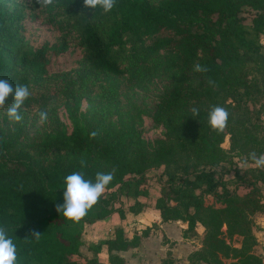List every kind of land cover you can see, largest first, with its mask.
<instances>
[{"label": "trees", "instance_id": "1", "mask_svg": "<svg viewBox=\"0 0 264 264\" xmlns=\"http://www.w3.org/2000/svg\"><path fill=\"white\" fill-rule=\"evenodd\" d=\"M52 6L63 15L68 37L41 31L38 41L9 53L4 48L15 31L0 13V79L27 85L32 93L20 113H48L62 103L70 122L69 129L57 122L40 138L13 139L4 127L6 109L0 111V226L16 245L17 264H125L115 252L137 246L139 236L124 240L120 226L99 243L105 261L82 257L79 245L98 252L99 244L84 240L89 226L135 212V203L125 200L147 195L153 185L160 188L154 207L161 222H185L184 237L201 229L200 247L187 256L190 264H264L253 251L264 169L250 158L264 153V0H117L108 13L85 7L83 0ZM15 19L25 31L28 23L20 15ZM166 46L174 80L149 114L168 141L156 139L150 159L140 149L138 131L103 134L105 109H92L88 117L80 111L86 91L95 100L109 99L102 82L89 79L79 94H64L56 83L75 68L119 78L131 60ZM196 64L209 71H194ZM214 106L229 113L221 134L208 123ZM193 108L199 115L193 117ZM92 131L99 133L95 139ZM73 172L93 183L98 172L114 174L79 223L57 211ZM160 264L178 263L167 256Z\"/></svg>", "mask_w": 264, "mask_h": 264}, {"label": "rangeland", "instance_id": "2", "mask_svg": "<svg viewBox=\"0 0 264 264\" xmlns=\"http://www.w3.org/2000/svg\"><path fill=\"white\" fill-rule=\"evenodd\" d=\"M0 13L12 22V29L15 31L4 48L6 53L13 51L16 47H22L23 42L31 44L38 41V34L41 31L48 32L50 36L59 39L68 37L69 31L64 23V17L56 14L53 6L42 7L35 3V0H0ZM18 15L25 23H28L25 31H22V20L15 19ZM171 52L172 50L166 46L148 53L145 57L133 59L119 78L105 77L102 74L91 75L82 68H75L60 76L56 83L64 86L62 92L64 94L68 92L79 94L87 87L89 79L102 82L105 87L103 90L106 91L109 99L95 100L89 97L86 91V94H82L79 98L80 111L88 117L92 109L104 108L106 118L103 134L126 128L138 131L139 139L142 141L139 143L140 149L145 157L150 159L154 141L156 139L168 141V138L164 136L163 126L155 125L149 113L163 87L170 85L174 80ZM87 89L90 90V88ZM21 115L23 119L19 123L9 120L4 125L10 138L24 140L40 138L57 122L67 129L70 128L66 108L62 103H58L47 113V121L43 124L39 123L37 112Z\"/></svg>", "mask_w": 264, "mask_h": 264}, {"label": "crops", "instance_id": "3", "mask_svg": "<svg viewBox=\"0 0 264 264\" xmlns=\"http://www.w3.org/2000/svg\"><path fill=\"white\" fill-rule=\"evenodd\" d=\"M158 188V185H153L147 195L127 198L125 205L135 203V212L124 211L123 218L118 221L112 217L95 221L83 234L84 240L91 246L97 245L110 235L112 226H120L124 240L130 241L134 233L139 236L137 246L115 252L125 264H160L167 256L178 264H190L187 256L200 247L201 229H197L193 236L184 237L182 232L186 228L185 222L179 219L161 222L154 207L155 198L160 195ZM253 220V234L256 240L253 251L264 263V206L260 212L254 214ZM78 251L84 258L96 256L101 261H105L107 255L102 244H99L95 254L85 245H79Z\"/></svg>", "mask_w": 264, "mask_h": 264}, {"label": "clouds", "instance_id": "4", "mask_svg": "<svg viewBox=\"0 0 264 264\" xmlns=\"http://www.w3.org/2000/svg\"><path fill=\"white\" fill-rule=\"evenodd\" d=\"M56 0H35V3L42 7L54 5ZM84 6L90 9H102L105 13L111 12L116 6L117 0H83ZM196 72H207L209 69L200 64L194 66ZM210 84H214L209 80ZM27 85L17 84L15 87L8 79H0V111L6 109V115L10 121L19 123L23 117L20 109L25 101L31 96ZM11 99L10 105L8 104ZM193 117L199 115V110L193 108ZM47 113L39 112V123L47 121ZM229 113L224 107L214 106L208 114V123L211 129L217 134L225 131L228 124ZM99 133L92 131L90 139H95ZM250 158L255 167L264 169V153L257 155L250 153ZM81 168L86 166L84 160L80 161ZM114 179L112 172H98L95 182L85 179L82 172H73L65 178V189L63 193V204L57 206V211L63 213V217L72 223H79L87 213L98 203L101 196L105 193L107 186ZM34 235L39 236L36 233ZM0 264H17V249L13 240L9 238L7 230L0 226Z\"/></svg>", "mask_w": 264, "mask_h": 264}]
</instances>
